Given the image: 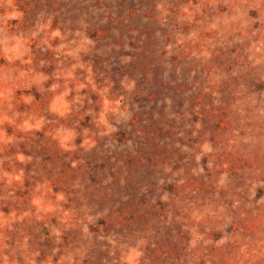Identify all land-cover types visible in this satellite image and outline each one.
<instances>
[{
    "label": "rangeland",
    "instance_id": "374dc122",
    "mask_svg": "<svg viewBox=\"0 0 264 264\" xmlns=\"http://www.w3.org/2000/svg\"><path fill=\"white\" fill-rule=\"evenodd\" d=\"M0 264H264V0H0Z\"/></svg>",
    "mask_w": 264,
    "mask_h": 264
}]
</instances>
